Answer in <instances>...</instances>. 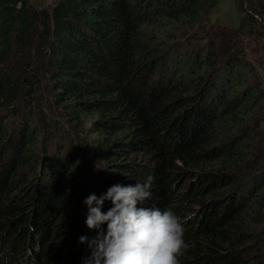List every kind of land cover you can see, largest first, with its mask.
Segmentation results:
<instances>
[{"label":"trees","instance_id":"trees-1","mask_svg":"<svg viewBox=\"0 0 264 264\" xmlns=\"http://www.w3.org/2000/svg\"><path fill=\"white\" fill-rule=\"evenodd\" d=\"M219 1L0 0V264L83 263L84 201L149 176L137 207L181 217L180 264H264V92L238 38L264 4L209 34ZM46 89L83 154L40 140L25 107Z\"/></svg>","mask_w":264,"mask_h":264},{"label":"clouds","instance_id":"clouds-1","mask_svg":"<svg viewBox=\"0 0 264 264\" xmlns=\"http://www.w3.org/2000/svg\"><path fill=\"white\" fill-rule=\"evenodd\" d=\"M152 180L113 185L99 198L93 194L84 201L89 206L86 225L98 230L89 242L87 264H180L188 247L181 219L171 209L137 207L151 198ZM105 201L112 205L107 212L102 211ZM86 241L80 237V243Z\"/></svg>","mask_w":264,"mask_h":264},{"label":"rangeland","instance_id":"rangeland-1","mask_svg":"<svg viewBox=\"0 0 264 264\" xmlns=\"http://www.w3.org/2000/svg\"><path fill=\"white\" fill-rule=\"evenodd\" d=\"M29 2L30 5L35 8H51L56 0H29ZM257 2H262L264 4V0H258ZM249 4L248 0H220L218 6L210 13L208 21L204 23L205 32H209L210 34L217 29L222 35L231 34L232 31L239 27L241 20L250 15L251 11L249 10ZM262 16V19L257 18L256 22L248 17V20L244 21L242 25L243 30L242 33L238 35V38L247 46L245 54L246 60L250 62L251 67L255 70L254 80L264 92V15ZM26 108L30 110L26 112L28 115L34 113L33 124L38 128L41 137L40 140L46 139L49 141L57 132L56 135L58 140L63 138L59 140L60 142H66V144H68V141L74 140L76 141V143H74L76 144L77 152L82 153L79 148L82 147V144L86 142L89 143V138L92 139L85 130L78 129V125L73 124L66 118L65 109L57 108L53 100V94L47 89L37 92L34 97H32L31 102L26 103L25 110ZM19 114L23 116L25 112L19 111ZM17 118L20 119V117ZM44 119L50 124L44 125ZM50 125L57 129L60 128V131H56ZM51 129L55 130V132ZM85 149L90 151L87 147H85ZM53 222L58 224V221L55 219ZM68 249L69 247L66 251H68ZM59 253L60 251L57 250L54 254ZM45 255L46 254L43 256ZM70 255L71 253L67 257ZM83 258H85V256H83ZM86 260H88V258H85L83 263L77 260L73 264H86Z\"/></svg>","mask_w":264,"mask_h":264}]
</instances>
